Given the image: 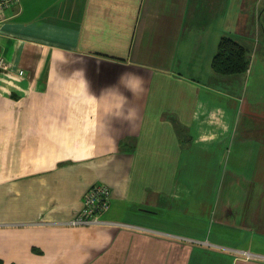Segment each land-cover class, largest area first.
Masks as SVG:
<instances>
[{
  "label": "crops",
  "instance_id": "1",
  "mask_svg": "<svg viewBox=\"0 0 264 264\" xmlns=\"http://www.w3.org/2000/svg\"><path fill=\"white\" fill-rule=\"evenodd\" d=\"M0 54L2 264H264V0H19ZM94 185L130 227L65 225Z\"/></svg>",
  "mask_w": 264,
  "mask_h": 264
},
{
  "label": "built area",
  "instance_id": "2",
  "mask_svg": "<svg viewBox=\"0 0 264 264\" xmlns=\"http://www.w3.org/2000/svg\"><path fill=\"white\" fill-rule=\"evenodd\" d=\"M19 3V0H0V23L6 20V11ZM10 72V65L0 54V74ZM17 75H23V71H18ZM109 209V191L105 185H94L84 195L83 206L80 213L65 225L71 227H91L106 224L107 226H115L118 228L130 227L123 223L106 222L100 220V214ZM106 222V223H103ZM248 254L247 259L256 255L249 252H240V254ZM244 257V258H245Z\"/></svg>",
  "mask_w": 264,
  "mask_h": 264
},
{
  "label": "trees",
  "instance_id": "3",
  "mask_svg": "<svg viewBox=\"0 0 264 264\" xmlns=\"http://www.w3.org/2000/svg\"><path fill=\"white\" fill-rule=\"evenodd\" d=\"M247 52L237 41L230 37L222 36L218 43L217 52L212 60L211 67L215 74L233 76L244 73L246 70ZM200 196V194H199ZM198 196V197H199ZM197 197V199H198ZM174 242L181 241L176 237H169ZM198 245V244H194ZM237 254V255H236ZM236 257L245 259L240 252H235ZM251 260V259H247ZM0 264L2 262L0 261Z\"/></svg>",
  "mask_w": 264,
  "mask_h": 264
},
{
  "label": "rangeland",
  "instance_id": "4",
  "mask_svg": "<svg viewBox=\"0 0 264 264\" xmlns=\"http://www.w3.org/2000/svg\"><path fill=\"white\" fill-rule=\"evenodd\" d=\"M233 84H236V92H237V95H238V98L241 96V94H240V82L239 81H236V79H233ZM237 82V83H236ZM238 102H240V99L238 100ZM244 105H245V103H244ZM261 105V106H260ZM253 107V109H252V111H254V112H258V113H260L259 112V110H260V107H263V103L262 104H259L258 102H254L252 105H250V107ZM248 111V110H247ZM250 117V120L252 121L253 120V118L254 117H252V116H249ZM237 127L238 128H240L241 126H243V127H245L244 125H245V123H244V120L241 118V119H239L238 121H237ZM251 132H250V134H251V136H250V140H253V141H255L256 143H261V145H263L264 146V122L261 120V119H259V120H256L255 121V123H254V125L253 126H251ZM245 146V145H244ZM163 223L164 222H161V224H162V226H163ZM175 226H178V225H175ZM206 245V244H205ZM259 254H261V255H264V254H262V253H259ZM241 255L242 256H248V254H244L243 255V253H241ZM244 256V257H245ZM249 259H251V260H255V259H264L262 256H260V257H258L257 255L255 256V257H251V258H249ZM243 261H249V260H247V258L245 257V259H242Z\"/></svg>",
  "mask_w": 264,
  "mask_h": 264
}]
</instances>
